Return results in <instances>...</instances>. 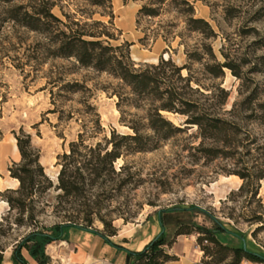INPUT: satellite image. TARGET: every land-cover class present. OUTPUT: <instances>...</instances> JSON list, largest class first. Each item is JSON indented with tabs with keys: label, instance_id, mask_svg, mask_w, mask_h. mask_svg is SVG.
<instances>
[{
	"label": "rangeland",
	"instance_id": "1",
	"mask_svg": "<svg viewBox=\"0 0 264 264\" xmlns=\"http://www.w3.org/2000/svg\"><path fill=\"white\" fill-rule=\"evenodd\" d=\"M49 1L61 21L67 22L65 15L70 25L107 34L99 39L113 47L131 44L129 57L136 70L156 65L160 58H170L177 66L186 64L190 73L183 70L181 75L190 76L191 81L184 89L185 98L227 122L228 129L220 140L208 139L196 125L185 123L187 116L162 111L181 131L159 139L147 125L151 97L135 96L130 87L106 72L80 67L72 58L52 56L50 33L4 20L12 9L21 18L36 19L39 0L0 2V140L4 138L8 147L15 135H30L52 183L49 190L35 194L24 212L10 210L1 218L2 259L6 250L34 230L26 222L32 208L40 227L77 218L83 232H104L103 220L116 232L108 241L130 251L144 248L143 244L163 233V250L173 261L177 256L172 248L179 236L193 240L200 253L196 264L250 261L197 233L196 227L217 230L212 217L227 233L244 240V246L240 239L226 243L222 233H217L221 244L243 247L264 261V121L258 118L257 108L264 101L259 60L264 56V11L257 14L264 0H184L188 5L182 0ZM189 6L194 18L211 26L214 38L204 39L187 29ZM141 9L157 15H144ZM204 45H210L216 60L229 64L233 71L224 68L214 78L204 70L206 58L188 62L185 50L204 53ZM133 127L148 139L150 150L124 153L113 163V171L88 186L85 195L58 198L61 193L55 186L60 166L56 163L68 154L69 144L79 134L85 145L101 143L109 150L106 141L113 132L134 135ZM19 219L24 225L15 224ZM179 227L190 234L176 236ZM87 238L72 230L68 242H52L48 252L55 260L49 264H80L78 249L91 244ZM94 264H117V257Z\"/></svg>",
	"mask_w": 264,
	"mask_h": 264
},
{
	"label": "trees",
	"instance_id": "2",
	"mask_svg": "<svg viewBox=\"0 0 264 264\" xmlns=\"http://www.w3.org/2000/svg\"><path fill=\"white\" fill-rule=\"evenodd\" d=\"M12 1L14 0H0L4 3ZM182 3L188 5L184 0ZM54 6L55 4L49 0H39L36 19L21 18L16 11L17 9H12L7 12V17L4 20L9 19L32 31L50 33L53 36L51 39L53 50L50 52L52 56L72 58L80 67L92 68L97 72H106L130 87L135 96L151 97L152 105L146 118L147 125L159 139H168L181 131L180 128L175 127L161 115L160 112L162 111L187 116L185 123L196 125L205 138L220 140V137L225 135L228 129L227 122L210 116L198 104L185 98L184 89L189 87L191 81L190 76L183 77L181 75L183 70L190 73L186 64L177 66L170 58H160L156 65H148L143 69L136 70L129 57L131 44L124 42L120 46L113 47L105 40L99 39L101 36L108 37L107 34L86 31L82 27L78 28L76 23H71L76 27L73 28L67 16L64 15L67 22H63L52 13ZM188 11L190 16L186 20L187 29L191 32L201 33L204 39L214 38L215 33L211 26L203 19L194 18L191 6H189ZM260 11H264V5L257 11L258 15ZM140 13L147 16L157 15L154 10L148 9H141ZM203 48L204 53L197 50L191 52L185 50L187 61L202 62L206 58L204 70L214 78L221 76L224 68L233 71L229 64L220 63L216 60L210 45H204ZM222 56L224 59L227 58L225 54ZM259 60L263 63L264 72V56L260 57ZM209 62L213 63L207 64ZM233 73L239 77V74ZM257 108L260 113L258 118L264 121V101L258 103ZM132 130L134 135L118 136L113 132L110 139L106 141V146H110L109 150L102 147L101 143H97L94 147L85 145L83 137L79 134L78 140L69 144L68 154L64 153L58 157L56 163L60 166L57 175L58 183L55 186V189L61 193L58 198L67 200L85 195L88 186H92L96 180L113 171V163L124 153L130 154L150 150L151 148L147 143L148 139L142 137L137 128L133 127ZM15 140L20 161L12 163L8 167V172L11 178L19 182V187L16 190H6L0 194V197L8 204L9 211L16 209L24 212L27 205L33 202L35 194L49 190L52 183L44 174V169L39 163V151L32 147L30 135L21 133L15 135ZM14 195L16 197H13ZM32 211L31 208L26 222L29 223V226H33L34 230L15 246L13 257L20 264H27L20 253L24 249L38 264H47L49 258L45 254L46 247L52 242L66 240L70 229L83 230V228L76 224L77 218L66 220L65 223L53 224L50 227H40ZM210 218L215 223L217 230H203L196 227L197 233L206 235L215 246L224 251L232 252L238 258L242 254L250 261L264 263L262 258L243 247L232 248L221 244L216 235L226 231L212 217ZM84 221L88 223L87 226H90L89 220ZM101 222L104 232L94 231V233L100 235L107 244L125 253L124 264H165L174 260L163 250V233L145 245L141 251H130L111 244L108 237L116 234L115 229L111 224L103 220ZM15 224L24 225L23 219L17 220ZM183 234L190 233L182 231L181 227L175 231L176 236ZM1 262L2 252H0V264Z\"/></svg>",
	"mask_w": 264,
	"mask_h": 264
},
{
	"label": "crops",
	"instance_id": "3",
	"mask_svg": "<svg viewBox=\"0 0 264 264\" xmlns=\"http://www.w3.org/2000/svg\"><path fill=\"white\" fill-rule=\"evenodd\" d=\"M4 138L0 140V194L5 192L6 190H16L19 187V182L16 179L10 177L8 172V167L12 163H17L20 161V155L17 150L16 141L12 139L9 146L6 147L3 144ZM45 167V166H43ZM9 211V207L6 202H4L0 197V220L4 217L5 214ZM78 231L80 233L86 234L91 242L89 246H80L78 249V254L76 258H80V264L87 263V264H94L97 263H104L112 261L115 257H117V264H124L125 263V253L118 251L116 248L112 247L111 245L107 244L105 240L98 234L94 232H83L82 230L78 229H70L67 233V239L64 241H58L59 243L63 244L70 240L71 231ZM229 234V235H226ZM222 239H225L226 243H235V240L240 239L244 246V240L238 237L235 234H230L227 232L222 233ZM148 241L143 244L146 245ZM51 245V244H50ZM48 245L45 249V254L49 258V264L52 260H55L54 256H52L48 251ZM144 247V246H142ZM15 246L11 250H6L3 253V259L1 264H20L17 262L13 257V250ZM195 245L193 240L190 238H183L179 236L176 240L175 245L172 248V251L177 259L175 261L167 262L165 264H196L200 259V253L197 252L195 249ZM143 248H140L137 251H141ZM24 249L21 250V256L26 261L27 264H38L35 260H33L26 250L25 254L22 252ZM127 250V249H126ZM76 258H73L76 261Z\"/></svg>",
	"mask_w": 264,
	"mask_h": 264
},
{
	"label": "built area",
	"instance_id": "4",
	"mask_svg": "<svg viewBox=\"0 0 264 264\" xmlns=\"http://www.w3.org/2000/svg\"><path fill=\"white\" fill-rule=\"evenodd\" d=\"M241 264H254V263H252V262H250V261H244V262H242Z\"/></svg>",
	"mask_w": 264,
	"mask_h": 264
},
{
	"label": "water",
	"instance_id": "5",
	"mask_svg": "<svg viewBox=\"0 0 264 264\" xmlns=\"http://www.w3.org/2000/svg\"><path fill=\"white\" fill-rule=\"evenodd\" d=\"M214 219V218H213Z\"/></svg>",
	"mask_w": 264,
	"mask_h": 264
}]
</instances>
